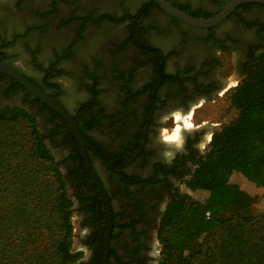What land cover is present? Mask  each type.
I'll return each instance as SVG.
<instances>
[{
	"label": "flooded vegetation",
	"instance_id": "af4514ba",
	"mask_svg": "<svg viewBox=\"0 0 264 264\" xmlns=\"http://www.w3.org/2000/svg\"><path fill=\"white\" fill-rule=\"evenodd\" d=\"M59 1L56 0V9ZM167 1L188 13L205 15L218 11L227 0H206L208 4L194 0ZM155 12L169 18L183 33L204 32L206 35L197 41L192 38L182 43L181 50L162 49L151 37L154 28L147 21ZM39 15L41 21L39 18V24L31 27L30 35L37 36L38 30L34 27L47 22ZM70 15L72 18L65 26H70L72 36L63 47L62 34L57 33L58 30L40 33L44 45L55 49L46 64L39 62L42 50L29 49L36 75L27 73L7 56L10 45L5 43L8 36L5 27L16 16L14 12L0 15V33L4 32L0 35V47L4 46L0 58L17 67L70 112L80 133L93 147L85 148L86 155L112 211L107 264H159L161 246L157 232L160 219L169 204L186 197L185 189L190 190L188 183L204 162L217 125L196 121V110L230 88L218 76L224 67L222 53L231 55L237 71L233 79L235 84L231 83L233 87L264 49V4H241L226 20L209 28L179 21L152 0H145L135 12H128L122 6L116 18L117 24L125 26L126 34L117 41H110L105 50L95 54L91 66L68 70L63 63L74 58L71 54L82 40L77 32L85 35L90 25L101 28L104 22L117 25L113 17L98 24L90 15H82L78 10ZM75 34L80 39H76ZM105 39L101 36L93 43V49H101ZM1 74L0 108L21 106L35 113L53 155L54 148L62 145L60 168L73 201L72 217L76 212L79 228H83L79 244L86 251L80 263H90L101 243L104 256L105 203L84 164L72 131L50 107L31 96L12 78ZM67 76H72L77 89L85 93V99L75 104L74 109H69L63 101L70 95L62 81ZM107 92L109 103L104 97ZM176 113L191 123L185 125L182 120H176ZM178 122L177 138L168 139ZM58 125L62 127L56 131ZM98 154L114 168H109Z\"/></svg>",
	"mask_w": 264,
	"mask_h": 264
},
{
	"label": "trees",
	"instance_id": "16d2710c",
	"mask_svg": "<svg viewBox=\"0 0 264 264\" xmlns=\"http://www.w3.org/2000/svg\"><path fill=\"white\" fill-rule=\"evenodd\" d=\"M228 97L237 115L212 135L188 183L207 196L187 194L166 207L159 264H264V208L256 212L253 198L230 181L238 172L264 188V49ZM56 158L35 113L0 108V264H101L103 243L90 263L73 251V201Z\"/></svg>",
	"mask_w": 264,
	"mask_h": 264
},
{
	"label": "rangeland",
	"instance_id": "374dc122",
	"mask_svg": "<svg viewBox=\"0 0 264 264\" xmlns=\"http://www.w3.org/2000/svg\"><path fill=\"white\" fill-rule=\"evenodd\" d=\"M39 1H42L43 3L39 4ZM194 1L208 4L206 0ZM143 2H145V0H60L59 8L56 9V0H38L37 3H34L31 0H0V15H4L5 13L10 15L12 12H14L16 16L12 17L14 21H8L6 23L8 25L5 27V29H7L6 32L8 36L5 43L10 45L6 51V54L24 71L31 75H36V72L34 71V65L32 64V60L29 56V49L36 48L42 50L41 54H39V62L45 64L51 58L52 52L55 51V49H52V46L47 47V45H44L45 42L41 40L40 33L51 31L52 29H55V31L58 30L59 32L57 33L62 34L63 47L65 44H67V41L72 36L70 33V26H65V24H69L68 21H70L72 18V15H70L72 12L78 10V12L82 15H90L92 20L95 21L94 23L98 24L102 21H107L109 17H113V20L117 24L119 20L116 17L117 14H121L122 6L126 7V11L128 12H135L143 4ZM39 14H41L43 18L42 21L46 20L47 22L42 26L34 27L38 30L35 32L37 33V36L30 35L29 30L32 29L31 27L39 24V18L41 21ZM67 15L69 16L66 17ZM147 21L151 27L154 28L151 37L155 40L158 46L165 50H181L180 48L182 43L188 42L192 38L197 41L206 35L204 32L192 33L187 31L188 34L183 33L181 30H178L172 25L169 18L165 17L159 12L152 14V16ZM101 26V28H98L96 26L90 25L85 35L77 32L82 40H79L81 42L77 46V49L74 51V53L71 54L74 56V58L63 63L66 69H78L79 67H84L85 65L91 66L95 54H97L102 49L105 50L110 41H117L121 39L124 34H126V28L122 24L112 25L108 22H104ZM41 27L43 28L41 29ZM215 30L217 31L218 29ZM221 30H219L220 34L222 32ZM3 33L4 32H1L0 35ZM101 36L104 39V36H107V38L110 37V39H105L101 42L103 44L101 49H93V43L99 40ZM75 38L80 39L77 35ZM221 59L224 63V67L219 71L220 73H218V76L222 81H224V83H226V87L230 88L225 91L223 95L217 96L213 102H208L202 108L196 110L195 114L196 121L198 122L207 121L210 123H217L214 133L219 131L225 125L231 123L237 115V110L231 105L228 97L230 91L236 87L235 85L231 87V83L234 82L233 79L237 71L234 70V66L231 61V55L229 53H222ZM172 66L173 64L170 62V67ZM62 81L64 83L65 90L68 91V95L70 94L69 96L63 98V101L66 103L69 109H74L75 104H78L85 99V93L77 89L78 86L74 84V78L72 76L64 77L62 78ZM104 97L107 100L106 103H109L110 94L107 92ZM177 115L179 118H177ZM175 119L182 120L185 125H189L186 122L191 123L188 118L182 116L180 113L175 114ZM179 124L180 122L176 124L175 129L178 126L180 128ZM39 126L41 127L40 124ZM172 132H174V130ZM164 133L165 135L167 134V132ZM58 145V148H54V153L58 159V162L62 165V145ZM208 180L209 178L205 177L202 180V184L206 186L208 184ZM230 181L238 184V186L243 191L253 198L254 210L256 212H261L263 210L264 188L250 182L238 172H234L232 174ZM185 190L186 194H188L193 200H203L207 196V192L203 190ZM71 222L74 228L72 244L73 251H86V249L81 247L79 244L83 228H79L80 223L78 221V215L76 212L71 218Z\"/></svg>",
	"mask_w": 264,
	"mask_h": 264
},
{
	"label": "water",
	"instance_id": "95a60500",
	"mask_svg": "<svg viewBox=\"0 0 264 264\" xmlns=\"http://www.w3.org/2000/svg\"><path fill=\"white\" fill-rule=\"evenodd\" d=\"M152 1H154L168 15L186 24L199 27V28H209V27H213V26H216L222 23L241 4H244V3H263L264 4V0H227L219 8V10L216 11L214 14L207 16V17H203V16H194L192 14H189L188 12L174 6L167 0H152ZM0 72L12 78L15 82L20 84L31 96L37 98L38 100L43 102L45 105L50 107L56 114H58L60 117L64 119L67 126L72 131L73 136L76 140V143L79 147L80 153L82 155L84 164L91 176L92 181L97 186L100 192V195L105 203V208L107 212V228L105 232V250H104V256H103V260L101 264H107L110 230H111V225H112V211H111L109 199L86 155L85 148L90 147L93 149V147L84 139V137L80 133L76 120L72 117L71 113L68 112L62 105H60L51 96V94L48 91L36 85L34 82L28 79L17 67H15L11 63L3 59H0ZM144 142H145V138L144 140H142L141 147L138 149V153L141 151L144 145ZM100 158L109 168H112V169L114 168L105 159H103V157L100 156Z\"/></svg>",
	"mask_w": 264,
	"mask_h": 264
},
{
	"label": "bare ground",
	"instance_id": "6f19581e",
	"mask_svg": "<svg viewBox=\"0 0 264 264\" xmlns=\"http://www.w3.org/2000/svg\"><path fill=\"white\" fill-rule=\"evenodd\" d=\"M177 118H179V116L177 115ZM187 124H190L189 122H186ZM179 134V126L176 127V129L174 130V132L172 133L171 136H168V139H175Z\"/></svg>",
	"mask_w": 264,
	"mask_h": 264
},
{
	"label": "clouds",
	"instance_id": "9594fccd",
	"mask_svg": "<svg viewBox=\"0 0 264 264\" xmlns=\"http://www.w3.org/2000/svg\"><path fill=\"white\" fill-rule=\"evenodd\" d=\"M165 155H168V153H165ZM87 230H85V232H86Z\"/></svg>",
	"mask_w": 264,
	"mask_h": 264
}]
</instances>
